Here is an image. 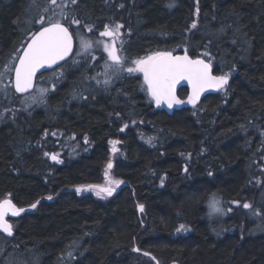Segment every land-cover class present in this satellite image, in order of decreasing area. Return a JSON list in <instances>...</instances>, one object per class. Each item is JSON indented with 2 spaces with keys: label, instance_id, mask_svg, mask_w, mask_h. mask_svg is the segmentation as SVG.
Instances as JSON below:
<instances>
[{
  "label": "trees",
  "instance_id": "1",
  "mask_svg": "<svg viewBox=\"0 0 264 264\" xmlns=\"http://www.w3.org/2000/svg\"><path fill=\"white\" fill-rule=\"evenodd\" d=\"M52 17L74 54L38 77L46 103L26 104L12 71ZM113 28L119 73L92 82L110 64L99 37ZM165 53L203 60L226 85L159 110L126 66ZM111 142L125 186L108 200L75 193L100 183ZM4 199L36 207L0 234V264H264V0H0Z\"/></svg>",
  "mask_w": 264,
  "mask_h": 264
},
{
  "label": "water",
  "instance_id": "2",
  "mask_svg": "<svg viewBox=\"0 0 264 264\" xmlns=\"http://www.w3.org/2000/svg\"><path fill=\"white\" fill-rule=\"evenodd\" d=\"M74 39L69 29L61 24H51L41 28L27 41L21 50L12 73V89L16 96L25 97L34 92L38 77L52 72L68 62L74 52ZM117 53L112 51L110 61L121 63ZM148 80L151 94L160 110L171 113L180 105L178 92L186 88L188 98L199 103L203 98L216 94L222 88V81L214 76L210 65L203 60H193L182 54H164L155 58L149 66ZM124 183L115 189L96 185L78 187L77 194L96 191L101 194H116ZM32 208L19 209L10 200L0 201V234L5 238L13 235L10 220L32 212ZM138 213L142 208H137ZM135 253L138 250L134 249ZM146 257L152 258L145 254Z\"/></svg>",
  "mask_w": 264,
  "mask_h": 264
},
{
  "label": "rangeland",
  "instance_id": "3",
  "mask_svg": "<svg viewBox=\"0 0 264 264\" xmlns=\"http://www.w3.org/2000/svg\"><path fill=\"white\" fill-rule=\"evenodd\" d=\"M52 10V13L56 10V8L53 7V4H50L47 10ZM51 13V14H52ZM49 22L55 23V19L54 17H52L51 19H49ZM40 26V25H39ZM103 37L107 38V41L104 42L102 39ZM102 36H100V40L102 41V57H104L109 63H110V59H109V55L112 51H115L117 53V57L120 59L121 58L119 56V52L117 50V43L120 40V33L118 31L117 28H113L110 29L106 34H104ZM161 54L155 55V56H149L146 58L141 59L138 62L132 63V64H128L126 67L127 69H129L132 72H138V74L142 75V78L144 80V82L146 83V85L148 86V70H149V66L152 63V61L159 57ZM116 66L118 65H114V64H107V65H103L101 71L99 72V74L96 75H102L101 78H92V82H96L99 84H102L103 82H105L104 84L108 83V78L106 77L107 75L111 78H113V76H115L117 73H119V70L116 68ZM112 70V74H107V71ZM226 79V78H225ZM223 80V83L226 84V80ZM44 84L45 86L43 87H38V85H36L35 91L30 94L27 98H24L23 101L26 104H31V105H43L46 103V94H48V92H50V89L48 88L49 80H44ZM149 89V88H148ZM150 93V90H149ZM151 95V93H150ZM194 104L193 101H191L189 98L183 102H181L179 107H187V106H192ZM109 161L107 164V167L105 169L102 170L101 172V181L99 184H96L100 187H106V188H111L114 189L116 188V186L118 185V183L120 181L116 180L113 177V171H112V167H113V163L115 160H117V158H119V146L116 143H112L109 146ZM91 195L97 199L100 200H108L112 195L115 194H101L99 192H92ZM216 197H212L211 201L208 202L207 205H209V213L211 216H213V212L215 209H218L220 207H213L214 203H218L216 201Z\"/></svg>",
  "mask_w": 264,
  "mask_h": 264
},
{
  "label": "bare ground",
  "instance_id": "4",
  "mask_svg": "<svg viewBox=\"0 0 264 264\" xmlns=\"http://www.w3.org/2000/svg\"><path fill=\"white\" fill-rule=\"evenodd\" d=\"M35 206V205H34ZM34 206H32V207H34ZM32 207H30V208H32Z\"/></svg>",
  "mask_w": 264,
  "mask_h": 264
}]
</instances>
